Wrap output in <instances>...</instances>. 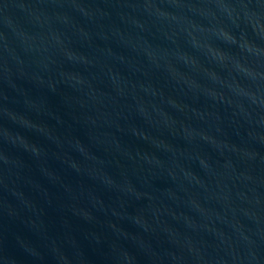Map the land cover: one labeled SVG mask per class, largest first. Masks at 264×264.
Masks as SVG:
<instances>
[{"label": "water", "instance_id": "obj_1", "mask_svg": "<svg viewBox=\"0 0 264 264\" xmlns=\"http://www.w3.org/2000/svg\"><path fill=\"white\" fill-rule=\"evenodd\" d=\"M0 264H264V0H0Z\"/></svg>", "mask_w": 264, "mask_h": 264}]
</instances>
